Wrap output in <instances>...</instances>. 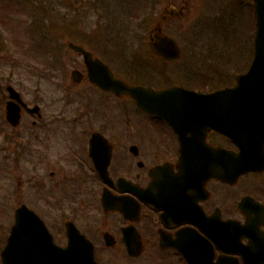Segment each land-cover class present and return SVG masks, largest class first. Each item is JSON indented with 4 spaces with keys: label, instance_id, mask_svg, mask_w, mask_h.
<instances>
[{
    "label": "flooded vegetation",
    "instance_id": "af4514ba",
    "mask_svg": "<svg viewBox=\"0 0 264 264\" xmlns=\"http://www.w3.org/2000/svg\"><path fill=\"white\" fill-rule=\"evenodd\" d=\"M60 1L62 4L67 0ZM207 1L199 2L205 7ZM209 1L214 2L221 14L214 19L198 14L194 24L205 20L204 24L214 22L218 27L216 31L210 29V36L198 42L190 29L186 39H181L168 26L186 19L184 26L190 27V0H167L165 4L162 0L66 3L67 12H74L77 17L74 29L58 27L59 31L55 32L52 23H61L51 19L52 23L47 26H34L35 29L50 28L34 32L38 33L34 43L39 48L60 54L67 50L76 59L69 72L65 60H61L65 64L63 74L59 68V73L46 74L44 79L56 81L53 83L56 97L50 93L47 97L42 95L43 98L34 95L15 98L13 103L18 105L20 116L17 126L13 127L6 117L10 102L6 86L12 83L0 82V167L10 166L18 183L26 182L29 194H37L33 200L50 217L58 215L63 232L65 223L71 221L90 241L100 264H120L118 259L138 264H187L185 255L188 259L190 253L203 259L208 245L213 247V259L226 256L214 243L217 235L212 238L206 234L215 225L212 221L232 220L243 225L246 217L238 204L244 197H251L264 206V181L255 182L264 172L244 175L232 185L208 178L203 169L191 166V158L205 144L237 151L223 134L192 119L200 112L192 113L190 109L200 110L204 105H190V102H201L203 97L177 94L144 98L151 112L146 111L128 95L116 97L91 85L85 77L83 56L68 47L73 43L84 48L110 70L121 68L123 81L130 86L156 91L176 86L202 93L232 87L235 78L226 80L224 70L246 71L253 58V48L244 54V66L240 68L218 64L224 54H229L216 44L218 28L235 6L245 7L249 12L252 3L248 0L242 6L241 0ZM85 8L100 10L96 20L100 16L104 23L88 32V36L81 28L80 16ZM105 21H110L111 27ZM115 21L124 22L121 29ZM94 31L105 38L120 35L129 38V42L117 56L100 46V41L94 39ZM163 36L174 39L177 47L155 46ZM4 43L0 39L1 48ZM159 50L177 53H168L166 57L172 60H166ZM235 54L242 56L243 52ZM60 68L64 70L63 66ZM75 69L81 74L78 85L71 78ZM67 90L75 92L70 94L72 97H68ZM66 101L76 104L75 112L68 116ZM163 101L166 105H161ZM103 195L111 204L123 207L126 216L115 209L105 210L101 204ZM22 205L39 216L19 200L14 210ZM259 214V209H254L250 221L259 223L264 232V217L254 218ZM126 245L136 253L134 256L129 255ZM230 257L240 259L237 255Z\"/></svg>",
    "mask_w": 264,
    "mask_h": 264
},
{
    "label": "rangeland",
    "instance_id": "374dc122",
    "mask_svg": "<svg viewBox=\"0 0 264 264\" xmlns=\"http://www.w3.org/2000/svg\"><path fill=\"white\" fill-rule=\"evenodd\" d=\"M199 1L200 0H190V27H187V25L184 26L186 24V19L181 22L170 23L168 25L170 29L176 31V35L178 36V38L186 39L187 32L190 29L191 35H193L195 41L198 42V40H200L201 38L210 36V33H208L210 29L211 31H216L218 24H215L214 22H211L209 24L210 26L204 24L205 20L200 22L196 21L197 23L195 22L196 24H194V19L196 18L195 16L198 14H203L209 19H214L217 16L219 17V15L221 14V11H219L218 9L216 10L213 1L208 0L205 7L202 6L203 2ZM23 2L26 6H28L30 2L31 6L35 7V9H38L41 12L40 15L37 14L36 16V23H38L39 25L47 26L49 25V23H52L49 20L51 19L60 21L61 23V25L52 23L55 32L59 31L58 27L59 29H74L75 18L77 17L75 16L74 12H67V9H65L64 5L66 3L74 4V0H67L66 2H62V4L60 0H23ZM162 2L163 4H165L167 0H162ZM84 3H87V1H84ZM240 3L242 4V6L247 5L248 0H241ZM204 9L206 10L204 11ZM27 10L28 8H26L25 6L19 4L14 5V0H0V37L5 38L4 41L6 40L4 45L2 44V48L0 44V79H2L0 80V82H11L12 85L17 89V91L21 93L23 98H31L32 95L43 98L42 95L47 97L50 93L51 95L56 97L57 94L53 89V83H56V81H49L48 79H44L45 77H47L46 74H48V72L56 71L49 64V54L45 52L24 50L28 49V47L31 45L32 37L30 35L32 33H29L28 31L27 34V30L24 29V24H21L20 28V23H17L16 21L27 20L29 18V12H27ZM46 11H49L48 17H44L42 15L45 14ZM247 12L248 11L245 7L241 8L239 6H235L232 12L224 18V23L220 24V27L218 28V32L220 34H218L219 36H217L216 44L219 46H223L218 48L226 50V52L229 54H224L219 60L218 64L224 65L225 63H227L226 67L228 68H233V66H238V68H240L244 66V54L249 50V48H251L253 38L252 19L249 12ZM100 13V10L94 11L93 9H83V12L80 16L82 18L81 28L83 33H86V36H88V32L93 31L95 27H100L104 24L102 20H100V16L98 20H96L97 15H100ZM66 16L68 17L66 18ZM63 20H65L66 22H63ZM110 21H105V23H108V27H111L112 23ZM115 22L116 26L119 27L117 28L121 29L124 22ZM38 31H40V29H38ZM94 39L100 41V46H103L105 48L107 47L110 53H115L117 56L118 54L121 55V53L124 51V46H127V43L129 42V38H124L120 35L113 38L101 37V33L99 31H96L94 33ZM64 49L65 47L63 46L62 50ZM235 52H243V55L237 56ZM62 53H64L62 54V57H60L59 54L56 53V58L54 59L57 60L58 63L59 59L63 61L65 60L66 71L69 72L71 70V67H73V62L76 61V59L73 57V55L68 53L67 50L62 51ZM228 59H231L230 62L227 61ZM64 66V70H60L62 74L65 72ZM113 71L116 76H120L122 78L124 77L123 70L121 68L115 67L113 68ZM237 72L238 70L236 69L224 70L226 80H232ZM190 73H192L191 69ZM66 83L69 85L68 79L66 80ZM74 93L75 92L73 90L66 91L68 97H72L70 96V94ZM66 104L67 106L65 108V111L67 112V116L68 113L73 114L75 112L76 104H68V101H66ZM20 179L23 181L24 177L21 176ZM262 181H264V175L255 179V182H258V184H261ZM25 185L26 182L18 183V180L13 175V171L11 170L10 166L1 167L0 250L4 245V241L8 234L9 228L13 223V210L16 207V202L18 200L24 202L28 205V207L34 209L39 214L44 223L48 226L50 232L54 234L56 243L65 245L66 241L63 228L61 227L62 223L61 220L59 222L57 218L58 215L50 217V215L43 210L41 204H37L33 200L37 194H29V188ZM118 261L120 264H125L126 262H130V264H138V262H131L129 261V259H118Z\"/></svg>",
    "mask_w": 264,
    "mask_h": 264
},
{
    "label": "water",
    "instance_id": "95a60500",
    "mask_svg": "<svg viewBox=\"0 0 264 264\" xmlns=\"http://www.w3.org/2000/svg\"><path fill=\"white\" fill-rule=\"evenodd\" d=\"M256 32L254 38V59L249 70L237 77V85L228 90L211 95H202L190 91V97H213L214 95H232L231 97H244L243 101H230L231 98L221 101L223 104H232L243 108L244 117L234 118L244 120L243 125H227L223 128L224 134L239 147V153L227 151H213L209 158H215L224 170L222 176L215 173L228 183H232L243 173L264 170V0H253ZM75 52L84 55L88 67V79L99 88L112 91L116 95L129 94L135 98L141 107L145 103L140 96L146 97L171 94L175 89H167L161 92H153L142 87H129L123 82L113 78L108 68L99 61L91 60L89 53L82 48L69 45ZM158 46L173 47L175 43L168 38H162ZM163 54H168L163 51ZM171 53V52H170ZM76 72L73 78L78 79ZM159 96V97H161ZM158 97V96H157ZM11 120H17V111L8 112ZM218 128V127H217ZM104 204V202H103ZM246 200L241 207L245 208ZM254 227V228H253ZM245 226L242 232L249 239L247 246L238 242L233 248H227L229 253H236L242 257L243 264H264V236L257 231L255 225ZM68 243L65 248L53 244L51 236L44 228L42 222L25 207L15 212V223L11 227L7 244L1 252V264H97L92 255V248L79 234L71 223L66 224ZM134 254V253H133ZM210 259H186L189 264H238L237 259L219 258L214 261L212 254Z\"/></svg>",
    "mask_w": 264,
    "mask_h": 264
}]
</instances>
